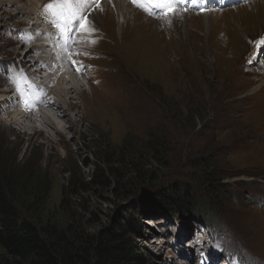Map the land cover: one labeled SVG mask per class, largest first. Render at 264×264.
<instances>
[{
    "label": "rangeland",
    "instance_id": "rangeland-1",
    "mask_svg": "<svg viewBox=\"0 0 264 264\" xmlns=\"http://www.w3.org/2000/svg\"><path fill=\"white\" fill-rule=\"evenodd\" d=\"M0 1V143L8 156L16 154L17 164L31 150L33 159L42 156L40 168L50 180L45 222L64 229L70 216L83 231L99 234L131 219L142 236L136 241L145 264H197L186 246L187 236L202 231L200 222L174 217L156 200L160 213L151 220L131 208L183 187L205 203L218 197L220 206L205 221L212 225L215 251L231 264H264L263 58L252 65L264 47L258 43L264 0L225 10L213 5L204 11L207 25L203 12L187 8L174 9L166 26L164 17L145 15L132 0L122 17L109 4L90 6L85 15L90 20L95 10L101 21L90 20L89 32L76 28L63 57L44 19L52 17L44 11L51 0L32 15L28 2L17 4L24 9L19 16L14 4ZM28 38L36 41L26 45ZM35 44L44 49L43 59L51 57L49 71L30 48ZM52 79L68 91L67 99L57 94L65 113L50 118L57 129L37 114L41 102L54 97ZM13 81L41 94L27 108L32 120L14 113L22 99L14 98ZM125 139L135 172L127 169L116 179L108 175L106 159L108 167L122 169L112 156ZM130 171L142 180L134 182L136 197L126 193L134 180H125ZM100 173L101 184L93 179ZM62 198L69 206L61 210ZM4 259L0 249V264Z\"/></svg>",
    "mask_w": 264,
    "mask_h": 264
},
{
    "label": "trees",
    "instance_id": "trees-1",
    "mask_svg": "<svg viewBox=\"0 0 264 264\" xmlns=\"http://www.w3.org/2000/svg\"><path fill=\"white\" fill-rule=\"evenodd\" d=\"M126 142L125 139L117 155L112 156L120 161L122 169L108 167L112 161L106 159L108 175L116 179L122 178V173L127 169L135 172L132 162L135 155L133 153L131 156ZM5 151L4 145L0 143V249L6 258L3 264H145L136 241L142 239V236L134 220L128 219L123 224L115 223L106 232L99 234L83 231L70 216V223L64 229H58L48 220L45 222L50 180L41 171L42 156L33 159L31 150L29 157L17 164L16 154L8 156ZM131 171L125 180H130L131 177L134 180L129 182L126 193H135L136 197L134 182L142 180ZM93 179L101 184L105 176L100 173ZM148 182H155L151 175ZM154 198L148 204L141 202L137 208L131 207L133 213L147 220L153 219L160 213L155 208L156 200L164 202V209H171L172 212L169 213L174 217L182 215L188 221L210 226L205 221L211 218L214 208L220 206L217 196L210 203H205L204 199L183 187L169 189ZM68 206L69 203L62 198L60 209ZM187 238L190 242L191 236Z\"/></svg>",
    "mask_w": 264,
    "mask_h": 264
},
{
    "label": "bare ground",
    "instance_id": "bare-ground-1",
    "mask_svg": "<svg viewBox=\"0 0 264 264\" xmlns=\"http://www.w3.org/2000/svg\"><path fill=\"white\" fill-rule=\"evenodd\" d=\"M6 1V3H8V4H14L15 6H16V8H15V10H16V12H15V14H16V16H19L22 12H20L21 10L23 11L24 9L22 8L23 6H22V4L21 3H24V1H26V2H28V4H29V15H32L33 13H32V11L33 12H35L37 9H38V7H40V6H42V4L45 2V0H5ZM1 2V1H0ZM17 4H21V6H19L18 8H17ZM101 4H104V6L103 7H105V6H107L108 4L109 5H111V11H113L114 13H116V15H117V17H122V16H125L126 14H128L129 13V6L126 4V0L124 1V0H104L103 1V3H101ZM26 5V4H25ZM27 7V6H26ZM102 7V6H101ZM20 8V9H19ZM25 9H27V8H25ZM106 11V10H105ZM132 12V11H131ZM136 12V11H135ZM109 13V12H108ZM140 16H141V13H138ZM186 15V14H185ZM185 15H182L181 17H180V19L184 22L185 21V18H186V16ZM128 16V15H127ZM136 16V15H135ZM165 16H168V18H167V20L165 19V22H164V24L166 25V26H169L170 24H171V19H172V16L171 15H168V13H166V14H162L161 15V18L162 17H165ZM171 16V17H170ZM142 17V16H141ZM201 17H202V19H203V21L205 22V25H207V23L209 22V16H208V14H207V12H203L202 14H201ZM138 18V17H137ZM45 21H48V22H50V19L48 18V16H46L45 18ZM134 19V18H133ZM90 20L91 21H95V22H100L101 20H99V16H98V14H97V12L94 10L91 14H90ZM103 20H105V18L103 19ZM102 20V22H104ZM120 20V19H119ZM101 22V23H102ZM52 24V23H51ZM44 26H46V25H44ZM44 30V29H43ZM52 39H53V42H54V44L59 48V49H61V44L52 36ZM122 39V38H121ZM26 41V42H25ZM32 41H36V38H34V39H31V38H28V39H26V40H24V43L27 45L28 43H30V42H32ZM42 41V40H41ZM31 44V43H30ZM43 47H44V45H43ZM31 49H32V51H33V53L35 54V55H37L38 56V60L41 62H43V64H42V68L43 69H49L50 67H54V66H52V65H50L49 64V61H50V59H51V57L50 56H47V57H45V59H43V56H42V53H43V51H44V49L43 48H41V47H39L37 44H35L34 46H32V47H30ZM31 49H28V51H30ZM56 56H58V54H57V50L55 51V52H53ZM35 60V59H34ZM34 60H32L31 62H33ZM71 61V60H70ZM69 61V62H70ZM35 62H37V59L35 60ZM28 63H29V61H28ZM31 64V63H30ZM45 64H49V66H48V68H47V66L45 65ZM66 64H67V62H66ZM66 66V65H65ZM33 67V66H32ZM43 69H35V70H39L40 72L43 70ZM78 70L80 69V68H77ZM30 70V69H29ZM49 71V70H48ZM52 72V71H51ZM78 72V71H77ZM76 72V73H77ZM39 74H34L33 75V77H37ZM51 77H50V74L49 75H46L45 76V78L44 79H39L40 80V84H43L46 80H49ZM52 78H53V76H52ZM54 79V78H53ZM52 79V83H53V87H52V92H51V94H52V96H54L55 97V95H56V99L53 97L52 98V101L51 102H41V104H40V108L38 107V109H37V114H40L42 117H43V119L44 120H46L47 122H48V124H50V126H53L52 128H54V129H57V125L54 123L53 124V122H51V120H50V118L51 117H55V118H58V115L60 114V116L62 115V113L64 112L63 110H61V108L59 107V103H58V101H59V95L57 96V94H58V91H60L59 90V83H57V82H55L54 80ZM50 82H51V80H50ZM40 88H38V90H39ZM20 91H21V94H22V96L24 95V98H25V101L27 102V104H29L30 103V101H29V99L31 98V93L29 92V91H26V90H24L23 89V87H21L20 88ZM62 94H63V96L67 99L68 97H67V94H68V91L67 90H62V91H60ZM91 93V95L93 94L92 92H90ZM14 98H16V96H14ZM55 99V100H54ZM54 100V101H53ZM16 101V100H15ZM15 104V103H14ZM10 105V104H9ZM13 105V104H12ZM13 106H16V110H14V113H17L18 114V116H19V118H22V119H29L30 118V120H32L34 117H33V113L31 112H29V113H27L26 111L27 110H29V109H27V108H31V106L30 105H22V101L21 102H19V105L18 104H15V105H13ZM20 106V107H19ZM38 106V105H37ZM74 107V106H73ZM44 108H46V109H44ZM49 111V113H47ZM65 113V112H64ZM14 117H17V116H14ZM16 120V119H15ZM23 123H24V120H21ZM22 123V124H23ZM20 124H21V122H20ZM49 126V125H48ZM55 126V127H54ZM22 127H23V125H22ZM27 127V126H26ZM25 130V129H24ZM57 131V130H56ZM216 264V263H215Z\"/></svg>",
    "mask_w": 264,
    "mask_h": 264
},
{
    "label": "snow or ice",
    "instance_id": "snow-or-ice-1",
    "mask_svg": "<svg viewBox=\"0 0 264 264\" xmlns=\"http://www.w3.org/2000/svg\"><path fill=\"white\" fill-rule=\"evenodd\" d=\"M151 2L161 9L162 14L165 11L168 12V15L175 14L173 9L177 0H151ZM93 3L96 7H99L97 0H51L50 3L45 5L44 11L56 18V26L60 29L62 35L67 36L74 22L79 25L80 30L90 31L87 24L91 21L85 15V12ZM132 3L138 7L144 6L141 0H132ZM164 18L167 19L168 16ZM258 43L264 44V38H261Z\"/></svg>",
    "mask_w": 264,
    "mask_h": 264
}]
</instances>
